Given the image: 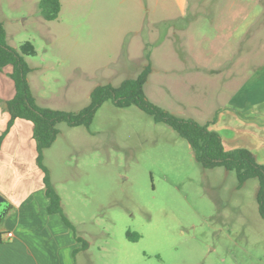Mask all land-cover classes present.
I'll return each mask as SVG.
<instances>
[{
  "label": "rangeland",
  "instance_id": "374dc122",
  "mask_svg": "<svg viewBox=\"0 0 264 264\" xmlns=\"http://www.w3.org/2000/svg\"><path fill=\"white\" fill-rule=\"evenodd\" d=\"M39 1L0 0L6 44L34 52L24 59L39 107L78 113L95 88L118 87L145 68L153 105L196 122L215 107L206 82L179 71L214 28L203 18L194 28L188 12L178 17L176 0H60L50 22ZM57 129L42 165L85 242L76 264H264L256 179L240 185L233 171L203 169L185 139L135 106L106 101L88 127Z\"/></svg>",
  "mask_w": 264,
  "mask_h": 264
},
{
  "label": "crops",
  "instance_id": "0c3cea01",
  "mask_svg": "<svg viewBox=\"0 0 264 264\" xmlns=\"http://www.w3.org/2000/svg\"><path fill=\"white\" fill-rule=\"evenodd\" d=\"M176 2L178 17L190 13L194 28L202 18L214 28L211 40L203 36L188 46L191 62L179 59L186 75L181 78L206 82L215 98V107L198 123L221 137L225 151L245 149L264 166V0ZM10 72L9 66L0 70V194L11 207L0 222V264H76L81 245L58 214L47 212L33 127L21 119L9 125L6 103L15 94ZM3 78L11 81L13 93Z\"/></svg>",
  "mask_w": 264,
  "mask_h": 264
},
{
  "label": "trees",
  "instance_id": "16d2710c",
  "mask_svg": "<svg viewBox=\"0 0 264 264\" xmlns=\"http://www.w3.org/2000/svg\"><path fill=\"white\" fill-rule=\"evenodd\" d=\"M60 10V0H40L38 3L39 14L47 22L56 20ZM33 55L34 52L28 44L21 45L18 50L9 47L6 44L4 27L0 23V70L7 66L11 67L8 76L15 89L13 98L6 103L10 114L9 125L15 119L31 123L33 127L32 138L36 144L37 163L44 174L43 181L49 200L47 212L48 214H58L61 217L64 225L72 230L75 241L81 245V250L84 249L85 242L75 234L72 224L62 213L60 198L50 185L48 172L42 165V152L54 143L58 135V124L66 123L69 127H88L95 112L106 101H111L118 108L135 106L151 116L155 122L167 125L187 141L195 161L203 169L223 167L227 171H233L240 185L249 179H256L258 181L257 208L264 221V166L257 164L251 153L245 149L225 151L221 137L208 130L207 125L199 124L193 119L176 116L153 105L143 91V86L150 72L149 68L142 70L136 78L123 81L118 87L98 86L90 94L89 104L85 108L78 113H70L41 108L36 104L27 81V74L30 69L24 59V57ZM2 208L4 214L0 217V222L11 207L6 201ZM76 253L77 251H74V256Z\"/></svg>",
  "mask_w": 264,
  "mask_h": 264
},
{
  "label": "water",
  "instance_id": "95a60500",
  "mask_svg": "<svg viewBox=\"0 0 264 264\" xmlns=\"http://www.w3.org/2000/svg\"><path fill=\"white\" fill-rule=\"evenodd\" d=\"M6 200L5 198L0 194V207L5 204ZM4 214V212L0 213V217Z\"/></svg>",
  "mask_w": 264,
  "mask_h": 264
},
{
  "label": "built area",
  "instance_id": "2783aa9c",
  "mask_svg": "<svg viewBox=\"0 0 264 264\" xmlns=\"http://www.w3.org/2000/svg\"><path fill=\"white\" fill-rule=\"evenodd\" d=\"M6 237H7V238H11V237H13V235H12L11 233H7V234H6Z\"/></svg>",
  "mask_w": 264,
  "mask_h": 264
},
{
  "label": "flooded vegetation",
  "instance_id": "af4514ba",
  "mask_svg": "<svg viewBox=\"0 0 264 264\" xmlns=\"http://www.w3.org/2000/svg\"><path fill=\"white\" fill-rule=\"evenodd\" d=\"M2 210H3V208H2V206L0 207V213L2 212Z\"/></svg>",
  "mask_w": 264,
  "mask_h": 264
}]
</instances>
